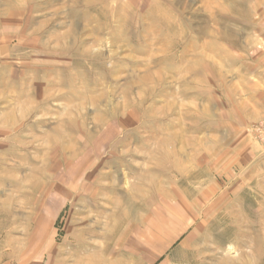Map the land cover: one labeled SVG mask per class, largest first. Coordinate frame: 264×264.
<instances>
[{
	"label": "rangeland",
	"instance_id": "obj_1",
	"mask_svg": "<svg viewBox=\"0 0 264 264\" xmlns=\"http://www.w3.org/2000/svg\"><path fill=\"white\" fill-rule=\"evenodd\" d=\"M0 264H264V0H0Z\"/></svg>",
	"mask_w": 264,
	"mask_h": 264
}]
</instances>
